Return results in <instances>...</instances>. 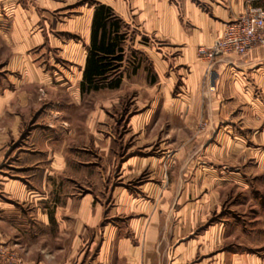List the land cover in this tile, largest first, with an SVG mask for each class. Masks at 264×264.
<instances>
[{
  "label": "crops",
  "instance_id": "0c3cea01",
  "mask_svg": "<svg viewBox=\"0 0 264 264\" xmlns=\"http://www.w3.org/2000/svg\"><path fill=\"white\" fill-rule=\"evenodd\" d=\"M99 3L126 26L120 68L128 46L144 55L151 70L139 77L143 94L161 98L171 126L193 128L205 78L215 84L209 113L217 111L214 96L222 91L237 99L255 85L264 90L262 48L222 58L211 70L196 54L248 0H0V191L7 198L0 201V242L14 246L23 264H259L255 255L226 249L222 223L210 224L211 185L202 183L195 198L191 172L178 175L173 168L164 174L157 158L130 155L124 178L147 168L159 181L136 191L100 184L97 159L108 157L115 143L99 136L97 111L84 130L75 115ZM43 55L57 66L73 63L77 71L52 64L43 69ZM123 73L104 84L120 76V86ZM176 87L183 100L171 97ZM151 111L146 108L131 126L144 128ZM175 143L189 144V136H177ZM88 144L86 152L82 146ZM91 152L95 156L86 157ZM174 155L180 162L181 154Z\"/></svg>",
  "mask_w": 264,
  "mask_h": 264
},
{
  "label": "rangeland",
  "instance_id": "374dc122",
  "mask_svg": "<svg viewBox=\"0 0 264 264\" xmlns=\"http://www.w3.org/2000/svg\"><path fill=\"white\" fill-rule=\"evenodd\" d=\"M247 6L264 9V0H248ZM130 36H133L132 33ZM45 55L43 69L52 64L56 70L66 68L73 73L77 71V65L60 63L58 67L54 61L50 63ZM125 55L124 68L119 70L126 72V76L119 88L109 90L103 87L85 92L75 113L84 130L90 114H94L92 111H97L99 136L102 139L110 137L115 143L108 157L97 159L103 170L100 184L105 187L128 186L136 191L145 182L159 181L160 177L151 175L146 167L140 173H133V177L124 178L122 165L130 155L157 158L155 162L159 163V170L161 168L164 174H170L173 168L178 169V175L189 171L192 174L189 180H193L196 186L195 198L202 194V183L211 185L215 202L210 224L222 223L225 234L229 235L226 249L255 255L259 264H264V90L255 85L248 93L242 91L237 99L222 91L221 96H214L218 102L214 106L217 111L209 113L210 90L205 78L200 111L193 119V128L186 132L182 126H171L170 117L161 112V98L143 94V82L139 81V77L149 76V61L129 46ZM133 67L138 68L135 75L130 74ZM212 81L211 86L215 87ZM171 97L183 100L177 94V87ZM156 99L159 100L157 107ZM168 99H171L170 96ZM149 107L152 111L148 125L139 131L134 129L130 123L141 119ZM68 115L75 117L74 109ZM30 127L26 128V133L32 129ZM185 135L189 136V144L175 143L177 136ZM141 137L151 138V143H138ZM82 147L86 152L90 151L89 144ZM174 154H181L177 156L180 162L176 161ZM91 155L95 156L92 152L86 153V157ZM140 162H136V168ZM5 199L0 191V201Z\"/></svg>",
  "mask_w": 264,
  "mask_h": 264
},
{
  "label": "trees",
  "instance_id": "16d2710c",
  "mask_svg": "<svg viewBox=\"0 0 264 264\" xmlns=\"http://www.w3.org/2000/svg\"><path fill=\"white\" fill-rule=\"evenodd\" d=\"M125 24L113 9L99 3L93 13L91 39L80 83L82 93L97 90L104 86L118 87L120 76L104 84L116 74L124 60L123 42L126 38Z\"/></svg>",
  "mask_w": 264,
  "mask_h": 264
},
{
  "label": "built area",
  "instance_id": "2783aa9c",
  "mask_svg": "<svg viewBox=\"0 0 264 264\" xmlns=\"http://www.w3.org/2000/svg\"><path fill=\"white\" fill-rule=\"evenodd\" d=\"M256 47L264 52V9L246 6L225 23L221 35L212 44L198 46L196 54L211 70L222 58L244 57ZM208 88L214 90L211 85ZM0 264H23V261L14 246L0 242Z\"/></svg>",
  "mask_w": 264,
  "mask_h": 264
},
{
  "label": "bare ground",
  "instance_id": "6f19581e",
  "mask_svg": "<svg viewBox=\"0 0 264 264\" xmlns=\"http://www.w3.org/2000/svg\"><path fill=\"white\" fill-rule=\"evenodd\" d=\"M208 90H209V88H208Z\"/></svg>",
  "mask_w": 264,
  "mask_h": 264
}]
</instances>
